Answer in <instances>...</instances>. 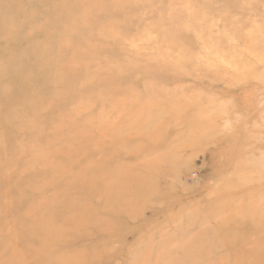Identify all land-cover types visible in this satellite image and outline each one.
Wrapping results in <instances>:
<instances>
[{"label": "rangeland", "instance_id": "obj_1", "mask_svg": "<svg viewBox=\"0 0 264 264\" xmlns=\"http://www.w3.org/2000/svg\"><path fill=\"white\" fill-rule=\"evenodd\" d=\"M0 264H264V0H0Z\"/></svg>", "mask_w": 264, "mask_h": 264}, {"label": "bare ground", "instance_id": "obj_2", "mask_svg": "<svg viewBox=\"0 0 264 264\" xmlns=\"http://www.w3.org/2000/svg\"><path fill=\"white\" fill-rule=\"evenodd\" d=\"M249 256H250V254H249ZM257 256H259V255H256V257H257ZM258 259H260V256L258 257Z\"/></svg>", "mask_w": 264, "mask_h": 264}]
</instances>
